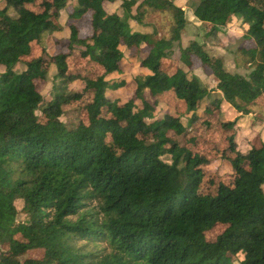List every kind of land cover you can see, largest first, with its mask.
<instances>
[{
	"label": "trees",
	"instance_id": "16d2710c",
	"mask_svg": "<svg viewBox=\"0 0 264 264\" xmlns=\"http://www.w3.org/2000/svg\"><path fill=\"white\" fill-rule=\"evenodd\" d=\"M2 1L0 264H234L239 254V264H264L261 134L240 152L234 128L241 118L223 123L233 130L228 144L235 156L226 158L233 180L231 185L216 183L213 195L202 194L201 166L208 161L195 147L168 136L185 134L183 117L155 116L164 94L172 91L193 122L213 89L222 95L214 103L217 111L226 103L241 115L249 113L264 95V1L198 0L192 8L194 18L211 25L210 34L232 20L245 27L240 53L254 68L242 76L228 72L221 58L210 57L196 41L180 46L184 10L170 0H141L137 5V12L147 7L171 13L173 26L166 39L130 27L137 0H73L70 19L90 13L91 34L80 38L77 25L69 24L67 48L77 49L80 57L103 70L93 80L67 73L68 53L54 56L53 77L40 59L25 62L16 73L14 67L30 55L33 42L62 30L48 10L60 11L68 0L44 3L41 13L26 8L36 0ZM116 2L120 14L109 9ZM122 47L145 53L133 79L134 96L125 103L115 95L126 85ZM174 48L188 68L198 59L215 77V88L207 89L182 68L165 66ZM53 78L60 87L45 103L36 82ZM76 80L83 90L67 92ZM84 90L91 92V101L63 120V105L80 100ZM20 213L23 222L17 221ZM218 224L225 230L207 241L205 232ZM30 250H42V258L21 260Z\"/></svg>",
	"mask_w": 264,
	"mask_h": 264
},
{
	"label": "rangeland",
	"instance_id": "374dc122",
	"mask_svg": "<svg viewBox=\"0 0 264 264\" xmlns=\"http://www.w3.org/2000/svg\"><path fill=\"white\" fill-rule=\"evenodd\" d=\"M51 1L52 0H36L33 3L27 4L26 8L35 13H41L45 8L44 3H50ZM139 1L140 0H137V4ZM250 1L253 2V0ZM184 2V17L186 24L180 35L185 42L184 46H187L191 40L202 45L204 44L203 46H205V51L208 55L210 57L221 58L224 68L228 72L247 76L254 68V62H251L247 56H241L240 53V48L244 45L245 27L239 25L236 20H232L226 26L220 28L217 34H210L211 25L202 24L193 16L192 8L198 3V0H184ZM73 4V0H68L66 6L62 10L58 12L55 10H48L49 17L62 26V30L51 35L44 34L39 43L33 42L31 44L30 55L21 59V63L14 67L16 73H20L24 70L25 62L33 59H40L42 69L48 71L49 77H53L55 75V67L52 63L54 61V56L68 53L70 54L66 61L68 74L77 75L89 80H93L103 74V70L99 66L89 61L87 58L80 57L77 49L70 52L67 48L69 38L67 27L69 24L74 22L77 25L80 38H85L91 34L90 13L85 14L78 20L70 19L69 15L72 12ZM119 4L120 3L117 2V4L113 5V10L120 14L122 9ZM2 7L3 1L0 0V9ZM135 9L136 6L132 7L131 16H133V19L129 20V25L132 26L134 31L153 34L152 37L154 39H166L171 36L170 30L173 26V19L170 12L152 11L147 7L140 9L138 12ZM8 14L12 17L15 15L11 9L8 10ZM5 22L6 17L0 18V25L2 27L5 25ZM205 41L208 42L206 43ZM174 45H176V43ZM43 48L46 49V52L43 51ZM122 51L125 55L124 59L126 63L123 69V78L126 81V85L124 88L117 90L115 95L120 103H125L134 96L135 83L133 79L136 74L140 72L139 61L145 53L142 54L141 51L133 53L125 47H122ZM144 51L146 50L144 49ZM192 61V66L188 68V66L180 61L178 49L174 48L173 55L165 62V66L170 65L174 68H182L185 72L198 77L206 88L212 90L217 83L215 77L205 69L206 67L200 64L198 59L193 58ZM248 62H251V64ZM1 71L0 69V73ZM112 78L115 79L117 76H112ZM36 87L46 103L53 96V89L60 87V81L55 78H53L51 82L37 81ZM67 89V92L83 90V83L80 80H76L70 83ZM91 98V92L84 90L80 100L64 104L62 107L64 112L62 119H69L72 110L78 107L80 108L83 104L90 102ZM221 98V93L213 89L211 97L207 99V103L197 108L196 115L198 119L195 118L193 122H189L190 116L185 117V104L183 101L177 99L174 93L170 91L164 94L163 100H161V103L157 106L158 108L155 114L156 118L162 117L164 114L183 117L182 120L186 126L185 134L177 136L169 132L168 136L170 138H175L188 148L195 147L197 152L208 161L206 165L201 166L202 170L205 172L199 188L202 194L213 195L216 190V183L222 182L223 184L231 185L233 180L231 167L226 160V158H234L235 156V153L229 148L228 144L233 130L224 128L223 123L227 122L233 114L235 118L242 117L240 115H235L238 112L236 113L234 108L231 106L228 107L225 103L224 106L220 107L217 111L214 103L218 102L219 99L221 100ZM137 106L140 107V104L137 103ZM248 110L253 111L252 116L248 118L258 119L260 123L257 124L254 133L247 128L250 123L247 118L242 122L243 125H237L234 128V130H236V149L240 152H245L248 149L249 141L251 138H254V136L261 134L264 140V95L259 98L255 104L250 106ZM235 118L233 117L230 121H233ZM84 119L85 117H82V120ZM195 120L196 122H194ZM16 206L18 210H20L21 205L17 203ZM24 220L25 215L20 213L17 217V221L23 222ZM225 228L226 226L221 224L214 226L211 230L205 232V239L207 241H214L217 236L223 233ZM16 238L21 240L20 236ZM1 249L7 250L8 246H3ZM42 255V250H30L20 259H41ZM241 259V254L233 258L234 264H239Z\"/></svg>",
	"mask_w": 264,
	"mask_h": 264
},
{
	"label": "crops",
	"instance_id": "0c3cea01",
	"mask_svg": "<svg viewBox=\"0 0 264 264\" xmlns=\"http://www.w3.org/2000/svg\"><path fill=\"white\" fill-rule=\"evenodd\" d=\"M141 1V0H140ZM139 1V2H140ZM170 1H172L176 6H178V7H180L182 10H184L185 8V6H184V4H185V2H184V0H178V1H176V0H170ZM115 4H117V2L116 3H114V4H111V5H109V9L111 10V11H115V10H113V5H115ZM120 5V4H119ZM137 5L138 4H136V10H137ZM115 12H117V11H115ZM118 13V12H117ZM138 19V18H137ZM139 23V22H138ZM201 23V22H200ZM141 25H143V24H141ZM130 27H132V26H130ZM137 32H139V31H137ZM142 33V32H141ZM191 41H194V40H191ZM198 43V42H197ZM207 43V42H206ZM184 44H185V42H184V40L182 39V36L180 37V46L182 47V48H185L186 46H184ZM200 45H202V44H200ZM204 45V44H203ZM203 48H204V50H206V48H205V46H203ZM215 88V87H214ZM207 89H209V88H207ZM209 90H211V89H209ZM211 97V96H210ZM220 100V99H219ZM218 100V102H220ZM226 104V103H225ZM228 107H230V105L229 104H226ZM225 105V106H226ZM224 106V103H222L221 104V106L220 107H223ZM237 113V112H236ZM252 113H253V111H250L249 110V113L248 114H246V115H241L240 113H237V114H235V115H241V121H240V123H239V125H243L242 124V122L244 121V119H246L247 118V120H249V125H252V126H249L248 125V129L250 130V131H252V133H254V131H255V129H256V124H255V121H256V119H253V118H248V117H251L252 116ZM233 114V113H232ZM233 117L235 118V116H234V114L233 115H231V117L227 120V121H230V120H232L233 119ZM245 117V118H244ZM260 122H258V124H259ZM238 125V126H239ZM238 130V129H237ZM244 138V137H243ZM262 138V137H261ZM250 140V139H249Z\"/></svg>",
	"mask_w": 264,
	"mask_h": 264
}]
</instances>
